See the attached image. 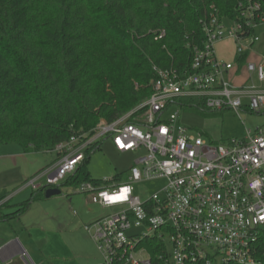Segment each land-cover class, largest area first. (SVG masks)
I'll return each mask as SVG.
<instances>
[{
    "label": "built area",
    "instance_id": "built-area-1",
    "mask_svg": "<svg viewBox=\"0 0 264 264\" xmlns=\"http://www.w3.org/2000/svg\"><path fill=\"white\" fill-rule=\"evenodd\" d=\"M239 9L230 27L216 15L204 22V45L194 49L196 72L159 71L136 122L128 121L134 111L113 121L100 119L91 131L56 145L57 160L25 181L34 190L62 189L86 153L105 140L119 153H138L127 180L76 187L94 203L120 207L84 225L101 264L264 263V125L248 129L243 139L212 144L192 134L171 108L180 98L195 97L210 110L263 113L264 65L247 61L249 82L236 86L225 79L233 64L215 51L226 37L235 40L238 54L259 39L255 28L264 24V0H240ZM159 179L166 185L149 197L135 193L136 183ZM160 244L153 255L149 248Z\"/></svg>",
    "mask_w": 264,
    "mask_h": 264
},
{
    "label": "trees",
    "instance_id": "trees-1",
    "mask_svg": "<svg viewBox=\"0 0 264 264\" xmlns=\"http://www.w3.org/2000/svg\"><path fill=\"white\" fill-rule=\"evenodd\" d=\"M239 2L0 0V147L54 151L102 118L113 121L134 111L128 121L136 122L159 71L196 72L194 49L204 45V22L212 15L238 18ZM239 55L241 62L246 54ZM179 101L203 105L195 97ZM97 148L62 186L102 183L87 168ZM44 196L43 187L13 213H2L0 221L19 216ZM155 247L149 248L153 255L162 249Z\"/></svg>",
    "mask_w": 264,
    "mask_h": 264
},
{
    "label": "rangeland",
    "instance_id": "rangeland-1",
    "mask_svg": "<svg viewBox=\"0 0 264 264\" xmlns=\"http://www.w3.org/2000/svg\"><path fill=\"white\" fill-rule=\"evenodd\" d=\"M224 22L227 27L232 24L227 18ZM255 34L259 39L255 42L254 50L264 55V46H261L264 40L263 24L255 28ZM171 105L173 110L178 111L181 123L186 125L192 134L212 144L243 139L248 129L254 130L264 125V111L256 113L245 108L239 112L234 109L215 111L208 109L205 104L197 107L179 100ZM11 147H19V145L6 146V148ZM137 155L138 153H119L110 140H105L90 155L87 168L93 179L111 180L118 177V180L124 181L128 179ZM43 156L48 159L50 153ZM166 183V179L139 182L134 185L135 193L145 199L159 191ZM76 187L65 184L60 195L52 196L46 201L45 208L50 213L48 223L51 230L45 239L35 241L40 255L39 261L45 264H101L102 262L96 244L85 230L84 224L89 223L91 219L115 213L120 207L107 208L94 203L88 195L76 192Z\"/></svg>",
    "mask_w": 264,
    "mask_h": 264
},
{
    "label": "crops",
    "instance_id": "crops-1",
    "mask_svg": "<svg viewBox=\"0 0 264 264\" xmlns=\"http://www.w3.org/2000/svg\"><path fill=\"white\" fill-rule=\"evenodd\" d=\"M224 39L216 43V55L219 59L233 64L232 68L225 72V79L236 86H241L249 82L246 62L264 65V55L254 50V43L252 48L245 52L244 60L240 62L235 40L231 37ZM261 46H264V40ZM253 80L258 83L256 78ZM262 85L264 87V83ZM6 146L0 147V194L4 193V197L0 200V215L13 213L21 203L38 191L39 189L34 190L25 185V181L53 164L58 158L55 151H47L50 156L45 159L43 155L47 154L46 152H25L21 146L11 148ZM47 199L44 196L35 200L19 216L0 221V264L28 262L45 264L39 261L40 255L35 241L45 239L51 230L48 223L50 213L45 208ZM93 220L95 219H91L90 222ZM23 253L27 260L22 256Z\"/></svg>",
    "mask_w": 264,
    "mask_h": 264
},
{
    "label": "water",
    "instance_id": "water-1",
    "mask_svg": "<svg viewBox=\"0 0 264 264\" xmlns=\"http://www.w3.org/2000/svg\"><path fill=\"white\" fill-rule=\"evenodd\" d=\"M62 193V189L59 187H50L45 190V197L50 198L52 196L60 195ZM26 258V257H25ZM27 260V258H26Z\"/></svg>",
    "mask_w": 264,
    "mask_h": 264
},
{
    "label": "snow or ice",
    "instance_id": "snow-or-ice-1",
    "mask_svg": "<svg viewBox=\"0 0 264 264\" xmlns=\"http://www.w3.org/2000/svg\"><path fill=\"white\" fill-rule=\"evenodd\" d=\"M124 191H127L126 189ZM123 197L122 196H109L108 199L111 201V200H116V199H122Z\"/></svg>",
    "mask_w": 264,
    "mask_h": 264
}]
</instances>
